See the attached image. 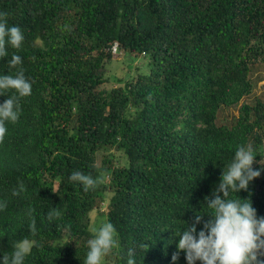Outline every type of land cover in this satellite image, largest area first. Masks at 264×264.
<instances>
[{
    "label": "trees",
    "instance_id": "trees-1",
    "mask_svg": "<svg viewBox=\"0 0 264 264\" xmlns=\"http://www.w3.org/2000/svg\"><path fill=\"white\" fill-rule=\"evenodd\" d=\"M0 12L25 36L22 66L9 65L10 48L0 73L22 67L32 83L0 142V251L28 236L25 264H84L89 215L104 206L114 264H173L175 234L210 212L205 197L237 147L264 164V79L252 77L264 65V0H0ZM117 52L150 71L108 87ZM238 196L264 217V172Z\"/></svg>",
    "mask_w": 264,
    "mask_h": 264
},
{
    "label": "clouds",
    "instance_id": "clouds-1",
    "mask_svg": "<svg viewBox=\"0 0 264 264\" xmlns=\"http://www.w3.org/2000/svg\"><path fill=\"white\" fill-rule=\"evenodd\" d=\"M7 14L0 12V60L9 57L11 67L22 66V58L17 54L23 48L24 33L16 25L9 26ZM32 94V83L20 67L15 75L0 73V97L8 98L0 104V142L8 134V124H15L22 113L21 100ZM256 150L241 145L234 152L231 161L224 165L223 174L213 192V198L205 197L208 214L197 215L196 223L181 229L178 234V253L183 252L187 264H261L258 254L264 250V217L258 218L250 199H241L238 193L248 190L250 184L264 172L261 159L257 161ZM258 163L260 167L254 168ZM79 184L84 191L94 188L97 180L81 171H73L68 178ZM26 189L21 183L13 195ZM222 194V195H221ZM230 194H235L230 198ZM7 208V202L0 200V212ZM204 216L210 217L202 230L196 225ZM35 231L33 225L30 232ZM34 241L27 237L16 241L11 252L0 251V264H25L31 254ZM118 246V232L111 221H103L93 230L87 241L84 264H105V257ZM173 255V264L179 259ZM127 264H136L129 258Z\"/></svg>",
    "mask_w": 264,
    "mask_h": 264
},
{
    "label": "rangeland",
    "instance_id": "rangeland-1",
    "mask_svg": "<svg viewBox=\"0 0 264 264\" xmlns=\"http://www.w3.org/2000/svg\"><path fill=\"white\" fill-rule=\"evenodd\" d=\"M109 75H110V81L109 84H107L108 87L111 85H117V81H122V79H128L130 77H134L136 75H144L150 71V67L146 63V59L142 56H132L129 54H123L120 52H117L114 54V59L111 63V65L108 68ZM253 78L260 77L264 79V65L257 66L255 69V72L252 76ZM256 96H262L264 95V91L260 89H256L255 92ZM252 102V101H251ZM101 157L98 158V162L100 163ZM108 197L105 201H107ZM107 203V202H105ZM106 209L104 206L97 211H93L90 213V225H89V231L93 235V230L98 228L100 223L103 221H106L104 216H101L102 212H104ZM112 253V252H111ZM111 253L105 257V264H114V257L111 256Z\"/></svg>",
    "mask_w": 264,
    "mask_h": 264
}]
</instances>
